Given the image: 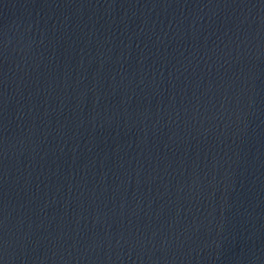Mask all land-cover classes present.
Segmentation results:
<instances>
[{"label":"water","instance_id":"obj_1","mask_svg":"<svg viewBox=\"0 0 264 264\" xmlns=\"http://www.w3.org/2000/svg\"><path fill=\"white\" fill-rule=\"evenodd\" d=\"M0 264H264V0H0Z\"/></svg>","mask_w":264,"mask_h":264}]
</instances>
